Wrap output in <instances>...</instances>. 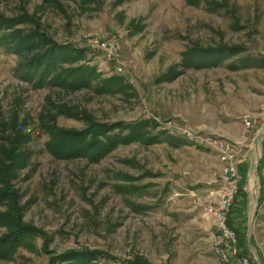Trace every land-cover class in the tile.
<instances>
[{
    "label": "rangeland",
    "instance_id": "1",
    "mask_svg": "<svg viewBox=\"0 0 264 264\" xmlns=\"http://www.w3.org/2000/svg\"><path fill=\"white\" fill-rule=\"evenodd\" d=\"M0 15L23 20L12 29L83 49L67 67L87 63L98 72L87 87L35 89L16 75L20 57L0 48V157L16 146L7 139L14 115L30 136L20 147L26 166L8 176L30 235L0 264H47L85 249L109 256L86 264H219L203 207L219 197L221 162L198 139L205 137L238 141L246 156L228 215L237 203L245 211L238 228L228 225L240 254L264 264V0H0ZM106 33L120 34L121 55L133 60L122 74L88 41ZM219 47L232 50L195 63ZM246 115L256 122L244 133ZM141 119L153 141L120 144L97 161L59 158L46 146L47 125L81 131L91 121ZM11 211L10 198L0 202V237L12 223L2 214Z\"/></svg>",
    "mask_w": 264,
    "mask_h": 264
},
{
    "label": "trees",
    "instance_id": "2",
    "mask_svg": "<svg viewBox=\"0 0 264 264\" xmlns=\"http://www.w3.org/2000/svg\"><path fill=\"white\" fill-rule=\"evenodd\" d=\"M21 22L23 20L5 18L0 15V48L20 57L21 60L15 68L18 78L30 83L35 89L47 85L79 89L90 86L97 78L98 72L94 65L87 63L70 67L66 65V63L79 62L84 56L83 49L59 43L38 30L25 33L18 28L12 29ZM231 50L232 48L226 47L216 48L211 52H205V57L198 59L195 63L197 65L209 61L214 63L219 57L229 54ZM46 127L50 138L53 139L52 142L51 140L47 142L46 146L54 156L59 158L87 156L90 160L97 161L120 144L140 140L151 142L155 138L149 133V121L142 119L130 123L91 121L88 127L81 131L53 129L54 125ZM11 135L7 139L12 140L16 146L10 144L9 148L1 151L3 156L0 157V183L4 186L0 188V202L10 198L12 209L11 212L2 214L5 218H10L12 222L8 224L10 228L8 233L0 237V257L3 258L11 257L21 237L30 235L29 226L19 222L15 191L8 184V176L15 173L18 168L26 166L28 162L26 152L20 150V147L29 140L30 136L22 132L21 126H18L16 115L12 118ZM241 186L242 180H240L239 192ZM229 218L230 215H228ZM228 224L231 226L230 220ZM99 257L109 258L103 251L69 250L52 256L47 264H86L91 259ZM125 263L147 264L142 260Z\"/></svg>",
    "mask_w": 264,
    "mask_h": 264
},
{
    "label": "built area",
    "instance_id": "3",
    "mask_svg": "<svg viewBox=\"0 0 264 264\" xmlns=\"http://www.w3.org/2000/svg\"><path fill=\"white\" fill-rule=\"evenodd\" d=\"M88 41L102 52L106 61L113 65L117 74H122L133 66L131 58H124L121 55L120 34L106 33L102 37L91 36ZM242 121L244 133H246L254 126L256 117L246 115ZM187 136L193 138L190 132H187ZM198 139L200 142L213 146L217 150L221 162L218 172L221 183L219 197L203 207L205 213L213 220L216 228L214 250L219 255V264H255L249 256L240 254L238 236L235 230L228 225V212L239 193L240 175L238 164L242 161V157L239 155L238 143L225 138L205 137Z\"/></svg>",
    "mask_w": 264,
    "mask_h": 264
},
{
    "label": "crops",
    "instance_id": "4",
    "mask_svg": "<svg viewBox=\"0 0 264 264\" xmlns=\"http://www.w3.org/2000/svg\"><path fill=\"white\" fill-rule=\"evenodd\" d=\"M235 142H238V141H234V143ZM240 143V142H239ZM247 148H249V146H247ZM246 155V154H245ZM242 157V156H241ZM246 161V156H243V158H242V161L238 164V172L240 173L239 175H240V178H241V176L244 174V175H246V169H245V164H243V162H245ZM259 165H260V163L258 164V168H259V170H258V173H260V177H261V179H263V177H264V174L263 173H261V169H262V166H260L259 167ZM259 177V178H260ZM237 198V197H236ZM238 200V199H237ZM238 204V206H237V208L236 209H234V205H233V210H231V214H230V220H231V224H232V226L233 227H239V225L241 224L240 223V217H241V215H242V213L241 212H243V211H245V207H246V205L245 204H240V203H237ZM240 212V213H239ZM241 230L242 229H238V231L239 232H241ZM246 236H247V234H246ZM245 249H247V250H251V247H250V245H248ZM247 255H250V254H247ZM259 264V263H258Z\"/></svg>",
    "mask_w": 264,
    "mask_h": 264
}]
</instances>
